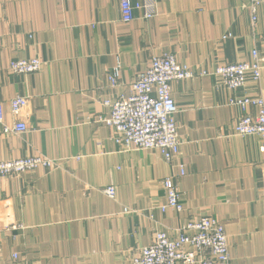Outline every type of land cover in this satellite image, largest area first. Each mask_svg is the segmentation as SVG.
I'll use <instances>...</instances> for the list:
<instances>
[{
	"label": "crops",
	"instance_id": "0c3cea01",
	"mask_svg": "<svg viewBox=\"0 0 264 264\" xmlns=\"http://www.w3.org/2000/svg\"><path fill=\"white\" fill-rule=\"evenodd\" d=\"M153 7L151 17L141 7L124 21L120 0H0V102L7 124L27 126L5 133L0 124V161H62L0 177V264H130L157 232L177 237L203 216L223 224L233 264H264L260 139L234 134L243 110L230 104L264 98V1L254 28L246 0H154ZM254 49L259 80L230 89L212 73L252 61ZM163 53L194 73L171 83L181 142L172 162L158 150L126 149L97 121L108 111L103 101L130 95L138 73ZM34 57L43 61L39 71L9 70L10 61ZM117 65L112 86L108 73ZM17 95L29 97L18 115L10 105ZM166 177L175 180L182 211L160 208ZM110 184L113 199L104 193Z\"/></svg>",
	"mask_w": 264,
	"mask_h": 264
},
{
	"label": "built area",
	"instance_id": "2783aa9c",
	"mask_svg": "<svg viewBox=\"0 0 264 264\" xmlns=\"http://www.w3.org/2000/svg\"><path fill=\"white\" fill-rule=\"evenodd\" d=\"M264 0H246L251 12V25L258 22L259 6ZM154 0L146 3H133L132 0H120L122 19L131 21L134 10L144 7L145 16L155 14ZM230 35H224L227 38ZM43 61L31 59H14L9 63V70L15 74H26L39 71ZM263 69L262 57L257 49L253 50L252 61L227 63L219 65L212 72L221 79V84L230 89H239L246 85L251 77L257 81ZM205 74V71H203ZM112 86L120 78V65L109 73ZM194 73L178 62L172 53H163L153 57L150 66L138 73L132 84L130 95H121L116 99H105L106 114L99 115L97 121L111 127L115 140L126 149L158 150L167 162H172L180 151V139L175 120L177 105L172 95V81L192 78ZM29 103V97L17 95L11 99V112L20 114ZM231 105L243 110L234 127V134L256 135L260 139V151L264 165V98L245 96L232 98ZM249 105L258 108L255 116L246 110ZM6 111L0 102V124L5 133H19L27 129L24 121L9 125L5 122ZM181 174L185 173L183 165ZM62 161L44 155L0 161V177L17 176L38 168H61ZM166 201L160 206L162 211L169 208L183 210L180 191L173 177L163 179ZM109 198H115V187L110 184L104 189ZM125 210L128 212L129 209ZM16 256V255H15ZM130 264H233L229 253V242L222 223L210 216L188 222L180 228L177 237H170L164 231L157 232L154 241L143 247L130 260Z\"/></svg>",
	"mask_w": 264,
	"mask_h": 264
}]
</instances>
